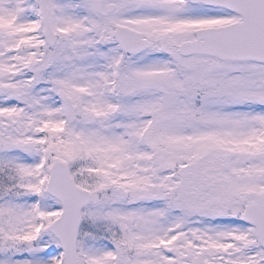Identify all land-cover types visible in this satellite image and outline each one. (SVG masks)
Here are the masks:
<instances>
[{"label": "snow or ice", "instance_id": "6c2138e0", "mask_svg": "<svg viewBox=\"0 0 264 264\" xmlns=\"http://www.w3.org/2000/svg\"><path fill=\"white\" fill-rule=\"evenodd\" d=\"M0 264H264V0H0Z\"/></svg>", "mask_w": 264, "mask_h": 264}]
</instances>
